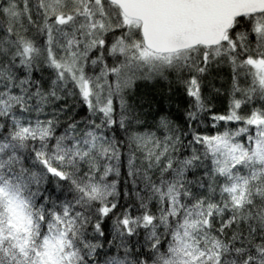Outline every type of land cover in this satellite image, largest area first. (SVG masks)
<instances>
[{"label": "snow or ice", "instance_id": "obj_1", "mask_svg": "<svg viewBox=\"0 0 264 264\" xmlns=\"http://www.w3.org/2000/svg\"><path fill=\"white\" fill-rule=\"evenodd\" d=\"M0 264H264V0H0Z\"/></svg>", "mask_w": 264, "mask_h": 264}]
</instances>
